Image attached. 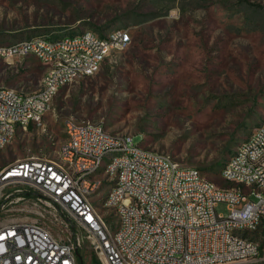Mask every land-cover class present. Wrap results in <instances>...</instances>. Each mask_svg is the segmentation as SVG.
I'll return each mask as SVG.
<instances>
[{
	"label": "rangeland",
	"instance_id": "1",
	"mask_svg": "<svg viewBox=\"0 0 264 264\" xmlns=\"http://www.w3.org/2000/svg\"><path fill=\"white\" fill-rule=\"evenodd\" d=\"M119 29L130 32L128 47L58 91L40 123L0 152V163L54 157L71 118L133 135L135 144L228 187L222 169L264 123V0H0V45ZM32 55L0 59V85L37 90L45 68ZM106 188L96 204L112 219L102 205ZM216 211L228 212L225 203ZM45 221L58 237L83 236L81 264H101L84 229Z\"/></svg>",
	"mask_w": 264,
	"mask_h": 264
},
{
	"label": "built area",
	"instance_id": "2",
	"mask_svg": "<svg viewBox=\"0 0 264 264\" xmlns=\"http://www.w3.org/2000/svg\"><path fill=\"white\" fill-rule=\"evenodd\" d=\"M130 42V32L120 30L106 41L87 35L78 42L27 43L39 61L53 58V65L42 85L43 93L20 94L0 85V138L9 137L15 123L30 128V118L47 112L45 96L58 78L93 67L97 50H104L107 43L127 47ZM71 46H84V54L61 57V49ZM0 51L4 59L20 52V44L0 45ZM65 121L70 135L63 136L59 147L68 154L75 173H65L61 166L46 161V155H39V160L24 157L22 164H15L14 159L4 164L0 264H79L77 251L83 236L58 237L46 218L61 229L69 223L84 229L101 264H264V240L252 231L258 214H264V161L257 166L247 163V156H258L264 148V131L251 136L244 153L220 173L226 183L243 175L241 184L227 188L206 179L197 168L180 165L169 154L137 147L133 135L130 142H120L109 131H99V125L71 118ZM111 146L126 152V159H118L110 169L111 177L125 172L120 194H115L125 227H118L116 219L91 220L88 195L102 180L94 175V164ZM247 180H255L256 189L243 190ZM106 189H112L111 184ZM250 195L256 200H249ZM219 203H225L226 215L216 211ZM153 211H160V219H153ZM145 214H152V221H145ZM108 237H115V244H108Z\"/></svg>",
	"mask_w": 264,
	"mask_h": 264
},
{
	"label": "bare ground",
	"instance_id": "3",
	"mask_svg": "<svg viewBox=\"0 0 264 264\" xmlns=\"http://www.w3.org/2000/svg\"><path fill=\"white\" fill-rule=\"evenodd\" d=\"M120 30H114L108 33L105 36H99L93 31L85 30L73 36H62L58 38H48L44 35L33 36L29 39L22 40L18 42L20 44V52H13L9 54V57L18 54H33L32 46L28 45L29 42H48V44H58L61 42H78L80 39L86 38V36H92L97 41H106L113 40L116 33L120 32ZM128 47V46H127ZM125 46L122 43H107V47L104 50H97V57L95 61H93V67L86 68L85 70H78V75L71 76H61L58 78V84L54 85L50 95L45 96V109L48 110L50 103L57 92L64 86L74 81L81 79L82 77L93 75L96 70L102 65V63L115 51H120L124 49ZM76 54H84V46H71V49H61V57H76ZM38 60L39 57L34 55ZM0 58H3V53L0 51ZM41 63L46 65V71L41 80L40 88L32 92H24L22 90H15V93L20 94H33V93H43V86L46 85V80L48 79L49 67L53 65V58H45ZM45 113H41V115L30 118L31 124H39L43 115ZM91 123L92 125H99V131H107L102 124L95 122H85ZM29 125L24 123H15L12 126V134L9 137L0 138V149H4L6 145L11 143L15 138L18 131L27 130ZM264 131V123L257 127L252 134L242 142L236 149V151L232 154V156L226 162L224 168L221 173H225L232 163H235L236 158L244 153V149L247 145H250V137L253 135H257L259 132ZM64 135H70L69 122H66L64 127ZM110 137L117 139L120 142H130V134L127 133H113L109 132ZM137 147H143L137 144ZM149 149V148H148ZM154 151L156 154H165L163 152L150 149ZM1 151V150H0ZM25 157H31V160H39V155H28ZM118 159H126V152L120 151V146H111L107 147L106 151L103 154L97 156L96 162L94 164V175H99V179H102L101 182H98V186L92 188V195H88V202L92 204L91 208V220L92 221H105V214H103L97 204L96 198H102L103 193H99L101 187L106 184L108 188V184H111L112 189H106L104 193L103 206L109 209V214L112 216V219H116L118 221V227H125V218L124 212L119 210L117 202H115V194H120V184L125 180V172H115L113 177H111V167ZM46 161H52V163L57 164V166H61L65 173H75V166L71 165V162L68 158V154L61 152L60 147L56 150L54 157H49L46 155ZM261 161H264V148L262 151L258 153V156H247V163L249 166H257L261 165ZM10 163V162H9ZM5 163V164H9ZM15 164L24 163L23 158H17L14 160ZM3 165H0V174L3 171ZM229 186L227 188H236L239 184L243 182V175H235L230 181H227ZM256 189L255 180H247L243 183V190H253ZM102 194V195H101ZM153 219H160V211H153ZM145 221H152V214H145ZM252 231H258V240H264V214H258V223H252ZM108 244H115V237H108Z\"/></svg>",
	"mask_w": 264,
	"mask_h": 264
},
{
	"label": "crops",
	"instance_id": "4",
	"mask_svg": "<svg viewBox=\"0 0 264 264\" xmlns=\"http://www.w3.org/2000/svg\"><path fill=\"white\" fill-rule=\"evenodd\" d=\"M57 37H58V36H57ZM52 38H56V37H52ZM32 56H33V55H32ZM24 57H25V56H24ZM14 58H17V59H18L19 57H14ZM14 58L12 59V61H14ZM35 58H36V57H35ZM0 59H3V58H0ZM36 59H37V58H36ZM37 60H38V59H37ZM12 61H11V62H12ZM39 63H41V62H39ZM41 64L44 66L45 71H46V68H47L46 65L43 64V63H41ZM45 71H44V73H45ZM44 73H43V75H44ZM95 74H96V73H95ZM43 75H42V77H43ZM42 77H41V80H42ZM41 80H40V85H41ZM40 85H39V88H40ZM67 85H69V84H67ZM67 85H64L62 88H64V87L67 86ZM62 88H61V89H62ZM61 89H60V90H61ZM60 90H59V91H60ZM34 91H35V90H34ZM25 92H26V91H25ZM30 92H32V91H30ZM31 125H33V124H31ZM31 125H30V126H31ZM18 132H19V131H18ZM18 132H17V133H18ZM16 135H17V134H16ZM13 140H14V139H13ZM9 144H10V143H9ZM9 144H8V145H9ZM6 149H7V148L5 147V149L1 150L0 152L4 151V150H6ZM16 159H17V158H16ZM16 159H15V160H16ZM6 163H9V162H6ZM3 164H5V163H0V165H3Z\"/></svg>",
	"mask_w": 264,
	"mask_h": 264
},
{
	"label": "trees",
	"instance_id": "5",
	"mask_svg": "<svg viewBox=\"0 0 264 264\" xmlns=\"http://www.w3.org/2000/svg\"><path fill=\"white\" fill-rule=\"evenodd\" d=\"M77 255H79V254H78V251H77ZM78 261H79V264H81V262H80V258H78ZM92 263H93V264H97V262H95V261H93V260H92Z\"/></svg>",
	"mask_w": 264,
	"mask_h": 264
}]
</instances>
